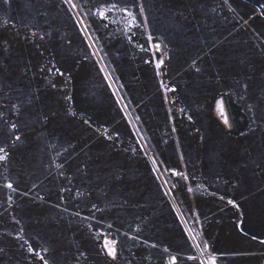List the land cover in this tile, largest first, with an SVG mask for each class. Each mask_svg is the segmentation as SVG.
Wrapping results in <instances>:
<instances>
[{"label": "rangeland", "instance_id": "rangeland-1", "mask_svg": "<svg viewBox=\"0 0 264 264\" xmlns=\"http://www.w3.org/2000/svg\"><path fill=\"white\" fill-rule=\"evenodd\" d=\"M72 1L139 132L66 0H0V264H264V0Z\"/></svg>", "mask_w": 264, "mask_h": 264}, {"label": "bare ground", "instance_id": "bare-ground-1", "mask_svg": "<svg viewBox=\"0 0 264 264\" xmlns=\"http://www.w3.org/2000/svg\"><path fill=\"white\" fill-rule=\"evenodd\" d=\"M66 1H67V0H66ZM67 3H68V2H67ZM72 3H73V1H72ZM68 4H69V3H68ZM73 4H74V3H73ZM69 6H70L71 9L73 10V12H74V14H75V16H76V18H77V20H78V22H79V24H80L82 30H83V32H84V34H85L86 38L88 39V41L90 42L91 46H92L93 49L95 50V52H96V54H97V57H98V59H99L101 65H102V67H103V69H104V71H105V73H106V75H107L109 81L111 82V84H112V86H113V88H114V91H115V93H116V95H117V98L119 99V102H120L121 105L123 106V108H124V110H125L127 116H128L129 119H130V122L133 124V126H134L135 129H136V131L139 132V131H138V128H137L136 125H135V122L133 121V119H132V117H131V115H130V113H129V111H128V108H127V105H126L124 99L122 98L120 92L118 91V88H117V86L115 85V83H114V81H113V78L111 77L110 73L108 72V70H107V68H106V66H105V63H104L103 59L101 58V56L99 55V53L97 52V50H96V48H95V46H94V43H93L92 37H91V35H90V33H89L87 27L85 26V24L83 23L82 19H81L80 16L78 15V12H77L76 8H73L71 5H69ZM140 139H141V138H140ZM154 166H155V165H154ZM155 168H156V170H157V167H156V166H155ZM157 172H158V174H159V176H160V178H161V180H162V182H163V184H164V186H165V188H166L165 190L167 191V194H168L169 197L171 198V200H172V202L174 203V205H175V207H176V209H177L179 215L181 216V219H182V221H183V223H184V225H185V227H186V229H187V231H188V233H189V236L191 237V239H192V241L195 243V245L198 246V242H197V239H196V237H195V235H194V232L191 230V228H190L188 222L186 221V218H184L182 212L180 211V209H179V207H178V204H177V202H176V200H175V198H174V195H173V193H172L170 187L167 185V183H166L164 177H162L161 173H160L158 170H157ZM198 248H199V246H198ZM204 264H206L205 261H204Z\"/></svg>", "mask_w": 264, "mask_h": 264}, {"label": "snow or ice", "instance_id": "snow-or-ice-1", "mask_svg": "<svg viewBox=\"0 0 264 264\" xmlns=\"http://www.w3.org/2000/svg\"><path fill=\"white\" fill-rule=\"evenodd\" d=\"M67 2L69 3V5H71L73 8L76 7V5H74L72 3V0H67ZM112 7H115V5H112ZM97 9H98V15L100 16V18L103 20L104 19V12L102 10H100V6H97ZM129 17H131V13H128ZM134 19V17L132 18ZM154 47L159 50V45H154ZM157 67H160V64H157L156 65ZM87 123V122H85ZM225 123H227L225 121ZM14 127V126H13ZM16 139H19V137H16ZM5 151L4 148H0V153H3ZM5 157L3 155H0V160H3ZM8 188H11L12 185L11 184H8L7 185ZM117 242L115 240H111V241H105V244H104V247L106 248V251H107V254L110 256V257H115V244ZM205 247H207V245H205ZM173 264H174V258H173Z\"/></svg>", "mask_w": 264, "mask_h": 264}, {"label": "trees", "instance_id": "trees-1", "mask_svg": "<svg viewBox=\"0 0 264 264\" xmlns=\"http://www.w3.org/2000/svg\"><path fill=\"white\" fill-rule=\"evenodd\" d=\"M221 223H224L225 226H227L225 233L228 234V235H230V236H232V237L238 236V235L241 236V237L242 236H247V235L250 236V234L251 235L254 234V233L249 232L248 230L242 229L240 226L238 227V225L236 224L237 223V219H235V218H233V219H227V222L224 219L223 221H221ZM228 225H229V227H228ZM209 240L212 242V244H214L213 238L211 236H210ZM214 247L215 246L213 245V248ZM215 250L217 251L216 248H215ZM220 253H222V252H220ZM226 258L227 257H223V258H220V260L222 259L224 261V260H226Z\"/></svg>", "mask_w": 264, "mask_h": 264}]
</instances>
